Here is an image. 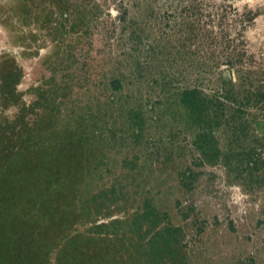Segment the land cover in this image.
<instances>
[{"label": "rangeland", "instance_id": "obj_1", "mask_svg": "<svg viewBox=\"0 0 264 264\" xmlns=\"http://www.w3.org/2000/svg\"><path fill=\"white\" fill-rule=\"evenodd\" d=\"M0 264H264V0H0Z\"/></svg>", "mask_w": 264, "mask_h": 264}]
</instances>
